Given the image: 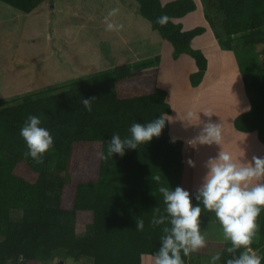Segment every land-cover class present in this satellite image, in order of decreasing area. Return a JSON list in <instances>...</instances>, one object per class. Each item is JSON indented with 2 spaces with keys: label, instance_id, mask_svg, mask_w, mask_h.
Wrapping results in <instances>:
<instances>
[{
  "label": "trees",
  "instance_id": "16d2710c",
  "mask_svg": "<svg viewBox=\"0 0 264 264\" xmlns=\"http://www.w3.org/2000/svg\"><path fill=\"white\" fill-rule=\"evenodd\" d=\"M45 0H0L29 14ZM151 28L172 48L173 60L191 57L197 67L189 76L192 87L201 84L207 71L203 52L192 46L205 27L183 30L181 19L196 10L194 0H134ZM204 18L222 50L234 51V38L241 47L264 49V0H202ZM166 15L161 26L157 19ZM159 61V60H158ZM240 69V68H239ZM243 87L250 94V109L234 120L242 133H257L264 146V72L240 69ZM158 62L120 63L109 75L71 84L65 91L48 88L25 96L17 104L0 99V264H40L56 251L74 260L87 258L93 264H141L143 256L153 258L160 245L162 227L150 221L156 209L164 211L161 186L183 184L182 153L190 144L172 139L166 124L159 138L123 156L100 160L113 133L129 135L133 122L144 124L171 113L166 92L157 86ZM95 98L86 110L81 98ZM29 115L38 116L42 127L54 138V147L38 163L25 157L28 151L20 129ZM159 175L160 181L154 177ZM20 211L14 222L11 214ZM144 220V230L135 221ZM202 222L218 223L214 213L202 211ZM258 244L264 254V211L257 220ZM82 224L84 236L76 234ZM229 242H209L184 257L194 261L226 264Z\"/></svg>",
  "mask_w": 264,
  "mask_h": 264
},
{
  "label": "rangeland",
  "instance_id": "374dc122",
  "mask_svg": "<svg viewBox=\"0 0 264 264\" xmlns=\"http://www.w3.org/2000/svg\"><path fill=\"white\" fill-rule=\"evenodd\" d=\"M112 8L119 9L117 16L111 20L124 26L120 31H108L104 22ZM201 21L202 18L196 21L193 27L200 26ZM235 39L232 43L235 49L232 52L237 58L239 68L254 73L264 72V49L241 47ZM160 41L161 36L151 28L134 0H45L29 14H23L0 2V99L9 104H17L23 97L34 96L48 88L54 92H62L71 84H80L92 77L109 75L120 63L133 65L136 62L152 60L154 63L158 62L159 66L158 60L162 51L165 67H168V57ZM164 42L172 48L169 43ZM197 46L198 44L195 45ZM203 46L205 47V44ZM209 57L213 64L216 54L210 53ZM170 78H174L171 71L164 73V80ZM222 84L224 88L219 98L231 99L232 93L237 91L234 90L235 83L222 81L217 88L222 87ZM178 88L185 93V99H193L186 88ZM168 90L170 94L174 90L173 98L177 99L180 90ZM214 92L219 91L214 88L210 93ZM226 101L228 103V100ZM185 106V122H194L199 131L209 120L214 121L213 117H204L205 115L201 114L202 106L199 105L195 113H191L192 102L186 103ZM177 109L174 108L175 116L178 115ZM179 114L182 116L183 112L179 111ZM218 114V122L225 123L227 113L218 111ZM237 134L239 136L231 141V145L240 149L241 163L250 161L253 155L264 156V151L258 150L259 147L264 149V146L257 139L252 140L243 133ZM201 146L210 148L211 145ZM216 147L217 145L213 146L217 149ZM192 152L189 148H184L181 155V179L183 184L189 187L192 169L187 161L192 160ZM209 157L210 153L205 154L204 161L198 165L202 177L206 171L204 163ZM11 218L14 222H19L22 214L20 211H14ZM201 228L207 241L228 242L223 238L220 224L202 222ZM76 234L80 237L85 235L82 224L76 225ZM142 261H152V258L143 256ZM59 263L93 264V261L87 258L74 260L67 257L64 251H56L50 259L40 264ZM190 264L208 263L194 261L190 257Z\"/></svg>",
  "mask_w": 264,
  "mask_h": 264
},
{
  "label": "clouds",
  "instance_id": "9594fccd",
  "mask_svg": "<svg viewBox=\"0 0 264 264\" xmlns=\"http://www.w3.org/2000/svg\"><path fill=\"white\" fill-rule=\"evenodd\" d=\"M118 13V8H112L105 17L108 31L123 29L122 24L111 20ZM167 22L166 15L156 21L161 26ZM94 100V97H82L80 103L91 111ZM171 121L172 117L164 113L144 124L133 122L128 136L121 138L118 133H113L106 151L98 152L97 157L104 160L114 155L123 156L125 150H137L153 138H159ZM41 125L38 116L29 115L20 129V136L28 149L25 157L38 163L54 147L53 136ZM222 140V124L209 120L189 144L219 146ZM172 142L175 143V140ZM187 163L189 167H195L191 159ZM204 168L205 174L195 191L190 192L181 186L159 188L164 211L161 213L156 209L150 221L153 227L163 226L159 248L153 253L154 264H184V257L205 247L202 211L214 213L224 240L230 243L226 249L229 254L226 264H264V254L252 246L259 231L257 220L264 211V156L253 155L250 161L238 163L230 152L220 149L215 156L207 159ZM154 179L159 182L160 176ZM144 227L143 219L135 221L137 231H143ZM219 260L220 255H214L211 264Z\"/></svg>",
  "mask_w": 264,
  "mask_h": 264
},
{
  "label": "crops",
  "instance_id": "0c3cea01",
  "mask_svg": "<svg viewBox=\"0 0 264 264\" xmlns=\"http://www.w3.org/2000/svg\"><path fill=\"white\" fill-rule=\"evenodd\" d=\"M196 2L197 8L194 12L187 14L185 17L181 19H175L173 22L181 23L183 26V30H191L194 23L199 21L202 18L200 26L205 27V33L201 36L196 37L193 42L192 46L195 49H199L203 52L204 56L207 59V71L204 75V78L201 84L197 87H192L190 84L189 76L192 73H195L197 70L196 64L194 60L187 56L182 55L178 60H173L172 52L173 48H169L168 45L162 40L160 41V45L162 49L166 51L168 57L169 66H166L164 57V52L160 53L159 58V66H158V75H157V86L166 92V102L170 105L171 113L169 116L172 117V121L168 123L169 126V136L173 140L182 141L185 144H189V141L193 140L199 133L198 125L194 126L195 123L188 124L185 122V112L187 107L185 106L186 103L191 104L193 103L192 112L195 113L196 110L199 108L198 106H202L201 114L204 117H213V122H218L219 118L218 111L222 113H227L225 118V123L222 124L223 127V140L221 144L218 146L217 149L213 148L211 145L210 148H205V146H201L200 144H191L192 145V161L195 163V167H191L192 169V176H191V188L195 190L199 183L201 182L202 176H200V168L199 164L204 161L205 154L210 153L211 157L215 156L220 149L224 151L230 152L234 159L241 163V154L240 149L237 146H232L231 141L239 136L237 133H242L237 131L234 128V120L240 114L248 112L250 109V94L246 93L242 79H241V72L238 66L237 58L235 57L232 51H223L213 34V31L207 24L204 14H203V3L202 0H194ZM162 4L167 3L168 1L161 0ZM198 44L197 47L195 45ZM205 44V47L203 46ZM212 53L213 55L216 54V58L214 63L212 64L209 54ZM173 74L174 78H170L164 80V73ZM222 81H233L235 83V89L237 90L235 93H232L231 99H220L219 94L223 92L224 85L222 87L217 88ZM218 85V86H217ZM186 88L188 91L187 93H191L193 99H185V93L182 89L178 87ZM174 87V88H173ZM179 89L180 93L177 99H174V90L170 94L168 89ZM216 89L219 92L210 93L213 89ZM230 94V93H229ZM181 95V96H180ZM218 95V97H217ZM231 95V94H230ZM206 97V99H204ZM216 98V99H215ZM228 98V97H227ZM228 100V103L227 101ZM205 104H208L206 107ZM228 105V106H227ZM224 107V110H223ZM174 108L177 109V116H175ZM179 111H182V116L179 114ZM195 121V120H194ZM174 123V126H173ZM198 130V131H195ZM197 132V133H195ZM246 136H250L252 140L257 139V133H243ZM258 140V139H257ZM261 144V143H260ZM263 146V145H262ZM211 148H213L211 150ZM259 152H263L264 149L262 147L258 148ZM261 150V151H260ZM207 241V240H206ZM213 242V241H209ZM253 244H258V235L255 239ZM152 258V257H151ZM154 264V258L152 261H142L141 264Z\"/></svg>",
  "mask_w": 264,
  "mask_h": 264
},
{
  "label": "water",
  "instance_id": "95a60500",
  "mask_svg": "<svg viewBox=\"0 0 264 264\" xmlns=\"http://www.w3.org/2000/svg\"><path fill=\"white\" fill-rule=\"evenodd\" d=\"M59 264H61V263H59Z\"/></svg>",
  "mask_w": 264,
  "mask_h": 264
}]
</instances>
